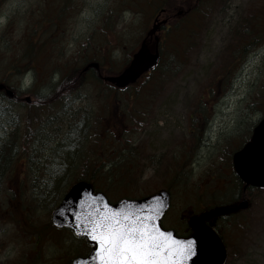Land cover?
Segmentation results:
<instances>
[{
  "label": "rangeland",
  "instance_id": "obj_1",
  "mask_svg": "<svg viewBox=\"0 0 264 264\" xmlns=\"http://www.w3.org/2000/svg\"><path fill=\"white\" fill-rule=\"evenodd\" d=\"M168 1L0 0V82L3 68L21 54L24 35L40 30L38 14L44 10L51 20L62 14L59 26L52 21L40 32L45 44L33 68L8 79L17 94L15 111L43 119L38 130L33 125L35 139L26 141L0 177V264H24L25 254H40L35 264H71L87 252L88 245L70 230L51 225L46 231L71 185L56 197L48 196L44 186L50 169L41 165L79 125L78 145L91 160L114 168L130 160L138 165L130 184L124 183L130 177L103 184L108 198L115 202L168 189L171 208L162 224L178 234L188 231L191 214L235 190L232 155L264 115V43L253 39L261 28L253 8L263 0H210L199 7L198 17L179 16L163 33L160 67L133 87L115 90L92 71L79 77L93 59L100 62L103 74L119 72ZM179 1L171 0L175 13L187 9ZM8 22L11 27L4 33ZM69 74H75L77 88H67L66 104L37 108V95H49ZM153 76L157 82H150ZM26 96L33 99L30 106ZM108 115L113 125L107 133L103 128ZM25 125H20L21 131ZM34 145L42 156L39 161ZM176 172L183 175L181 180H175ZM246 195L248 209L215 222L228 250L225 264H264V189L249 188Z\"/></svg>",
  "mask_w": 264,
  "mask_h": 264
},
{
  "label": "water",
  "instance_id": "obj_2",
  "mask_svg": "<svg viewBox=\"0 0 264 264\" xmlns=\"http://www.w3.org/2000/svg\"><path fill=\"white\" fill-rule=\"evenodd\" d=\"M154 31L155 27L150 33ZM158 60V50L151 52L143 43L141 49L134 54L130 66L120 75L107 77L106 80L113 82L118 87H125L135 83L143 73L152 69ZM92 65L99 67L97 63ZM0 90H4L8 97L15 96L14 90L4 83H0ZM27 101H30V97H27ZM232 161L235 173L245 182L244 189L249 185L264 188V118L255 126L250 141L240 150L234 152ZM161 205L163 207H160ZM170 205V193L165 189L141 198L125 197L112 203L104 192H96L90 182L81 180L70 187L53 211L52 222L57 227L71 229L75 235L85 237L89 244L94 245L89 255L75 258L73 264H100L97 259V242L87 234L88 226L85 224V220L90 213L101 210L104 212L138 213L140 210H145L151 214L157 208H160L156 223L162 231L172 233L174 239L178 241H196V253L185 264H224L227 258V249L221 237L207 224V221L221 215L246 209L249 206V201L244 198L232 207H220L192 215L188 223L193 233L188 236H179L174 229H165L162 226V220Z\"/></svg>",
  "mask_w": 264,
  "mask_h": 264
},
{
  "label": "trees",
  "instance_id": "obj_3",
  "mask_svg": "<svg viewBox=\"0 0 264 264\" xmlns=\"http://www.w3.org/2000/svg\"><path fill=\"white\" fill-rule=\"evenodd\" d=\"M43 11L38 14V18L36 19L40 30L36 31L34 29L35 34L27 36L24 35V44L22 46L21 54L17 55L15 59H12L9 62L6 70L3 68L2 73L5 77L3 76L2 78L7 85H9L8 79L11 76H14V74L18 75L23 69H25L24 72H26L28 69L33 68V64L35 63L38 54L40 55L42 52L45 41L42 39L40 32L45 29L47 21H53L51 19L49 20L51 15H48L47 13L44 15ZM64 12L66 11L62 9V13ZM61 15L59 16L60 18ZM42 17H45L46 21L43 20ZM43 21H45V26L42 25ZM53 23L56 27L60 25L58 21L56 22V19H54ZM10 27L11 23L8 22L3 32H8ZM1 50L2 49H0V53L2 52ZM158 67H160V65ZM75 74H69L64 77L59 83H57L49 95L47 94L45 97L37 95L34 100V104L37 105V108L44 109V106H48V109H50L53 105H65L66 100L69 97V89L67 88L70 86H73L71 90H75L77 88L73 83V79L76 77H74ZM150 79V82H157L159 78L153 76ZM16 101L17 99L8 98L4 91L0 90V177L4 174L7 168L14 163L15 158L22 152L21 149L26 147V141L30 138L35 139V135H33V125L37 128L43 119L42 116L34 115L31 112L21 114L20 112L15 111L13 103ZM26 106L30 105L26 104ZM106 119V124L103 130L108 133L112 130V115H108ZM23 123L26 125L23 128V131H21L20 125ZM79 126L77 129L73 128L67 132V135L63 137L62 141L50 150V153L47 157H45V160L41 161V165L50 169L48 172L50 179L45 181L44 186L47 189L46 193L48 196H52L55 193L56 197L60 190L62 192L66 186L72 185L74 182L80 180L89 181L95 187L102 190L103 184L109 185L115 177H120L121 179H127L130 177L128 180L124 181V183L127 184L132 180L133 175L131 173L135 171L137 172L138 170V165L136 166L133 160H130L127 166L117 168H114L110 163H103L99 160H91V156L88 151L85 150L84 147H79L78 145L77 140L80 138L78 133ZM38 128L35 130H38ZM34 142L35 141H33V144ZM36 145H34L33 151L39 161L42 159V156L41 153L36 152ZM105 168L107 169L105 170ZM110 172L112 174H110ZM182 176L183 175L177 172L174 175L176 181L181 180L183 178ZM103 178L104 181H102ZM242 194V183L238 178H236L235 190L231 193L230 197L228 195H219L218 198L213 199L211 206L231 205L233 202L239 200L242 197ZM49 224V226H51V223Z\"/></svg>",
  "mask_w": 264,
  "mask_h": 264
},
{
  "label": "snow or ice",
  "instance_id": "obj_4",
  "mask_svg": "<svg viewBox=\"0 0 264 264\" xmlns=\"http://www.w3.org/2000/svg\"><path fill=\"white\" fill-rule=\"evenodd\" d=\"M160 207H163L161 205ZM160 208L151 214L110 211L90 213L88 235L97 242L100 264H185L196 241H178L157 225Z\"/></svg>",
  "mask_w": 264,
  "mask_h": 264
},
{
  "label": "flooded vegetation",
  "instance_id": "obj_5",
  "mask_svg": "<svg viewBox=\"0 0 264 264\" xmlns=\"http://www.w3.org/2000/svg\"><path fill=\"white\" fill-rule=\"evenodd\" d=\"M181 1H182V3L184 2L186 4V6H188L187 10H190L191 13H193L194 12V11L192 12L193 9L196 10L197 8L202 7V4L207 3V1H210V0H180L179 2H181ZM212 1H215V0H212ZM167 4H169L168 6H170V7L167 8V6H161L157 10L158 11V13H157L158 17L156 15L152 19V22H151V26H152L153 23L154 24H157V32L154 34L153 38H158V39H156L154 41V47H152V43H153L152 40H150L148 43L145 42V44L147 43L146 46H148V48H150L152 50H155L156 49V45L158 44V48H159V52H160L161 57H162V51H163L162 44L164 42L163 33L166 30L172 28L173 25L175 24V22H177L178 19H180V17L179 18H175L174 14H176V13L175 12H172V9H170V8H175L172 5L171 0L168 1ZM162 14H163V16H160ZM253 15H254V17L256 19L257 25H259V27L261 26V28H259L258 30L255 31V36H253V39L256 42L263 40V43H264V0L260 3V6L253 8ZM159 20H164V21H161V23H159L160 22ZM150 28L151 27H149L146 30V33L144 35V38H145V36L147 37ZM93 61H95V59L89 60V61H87L84 64V66L81 68L80 76L78 75L79 77L84 76V74L88 75V73H91V74L94 73L95 75H97V77H105V76L113 75V74H103L104 71H103V67L101 66V64H100V69L99 70H96L95 68L89 66V63H91ZM129 61H130V59H129ZM129 61H128V63L119 72H117V74H120V73L124 72L129 67V65H128L129 64ZM76 76H77V74H76ZM263 116L259 119V121L256 124L253 125V127L251 128V132H250L251 134H250L249 138L246 139L245 142L242 145L239 146V149H241L247 142L250 141L255 126H257L259 124V122L263 118ZM249 131H250V129H249ZM248 135H249V133H248ZM248 135H246L245 137H247ZM9 221H15V219H9ZM209 222L213 226H216V224H215L216 219L211 220ZM51 229H53L51 226L46 227V231L47 230H51ZM60 231H63V230H60ZM42 233H45V232H42ZM221 236H222V234H221ZM81 240L87 244V241L85 239H81ZM224 243H225V241H224ZM225 245H226V243H225ZM88 247H89V245H88ZM226 248H227V246H226ZM90 249H91V247L89 248V250ZM227 256H228V250H227ZM40 257H41L40 254H35V255H29V254L26 255L25 254V261H26V263H24V264H35V262L38 259H40Z\"/></svg>",
  "mask_w": 264,
  "mask_h": 264
}]
</instances>
